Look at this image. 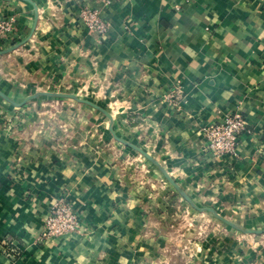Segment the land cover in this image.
I'll use <instances>...</instances> for the list:
<instances>
[{"label":"crops","instance_id":"crops-1","mask_svg":"<svg viewBox=\"0 0 264 264\" xmlns=\"http://www.w3.org/2000/svg\"><path fill=\"white\" fill-rule=\"evenodd\" d=\"M83 3L0 0L15 16L0 44V264H264V232L238 229L264 230V0H116L103 37L80 23ZM35 93L69 122L37 104L24 127L13 115ZM233 110L248 127L229 164L206 155L202 128ZM61 195L80 227L40 239Z\"/></svg>","mask_w":264,"mask_h":264},{"label":"built area","instance_id":"built-area-1","mask_svg":"<svg viewBox=\"0 0 264 264\" xmlns=\"http://www.w3.org/2000/svg\"><path fill=\"white\" fill-rule=\"evenodd\" d=\"M116 0H93L80 5L78 19L88 30L99 36L109 31V22L103 17L106 7ZM15 16L0 17V44L5 42L15 30ZM169 100L179 110L185 101L180 86L175 85ZM248 122L240 110L228 111L219 121H213L202 128L205 152L211 158L231 164L239 158V135L246 131ZM80 227L78 211L65 195L59 196L44 215L40 239L69 237Z\"/></svg>","mask_w":264,"mask_h":264},{"label":"rangeland","instance_id":"rangeland-1","mask_svg":"<svg viewBox=\"0 0 264 264\" xmlns=\"http://www.w3.org/2000/svg\"><path fill=\"white\" fill-rule=\"evenodd\" d=\"M13 43V40L11 41V42H9V45H13L12 44ZM51 91V90H50ZM69 91V90H68ZM67 90H66V92H68ZM78 98H80L79 96H77ZM62 98H65L69 103H71V105H75V103H80L81 104V102H78V101H76L75 99H69L68 100V98H66V97H62ZM59 100H58V98H55V99H44V98H39V100H36V99H30V100H27L25 103H26V105H21V106H19V108L17 109V110H15V111H17V112H15V114L13 115V117L14 118H16V119H18L17 121H19L21 124H24V127L27 125V123H25L24 121L23 122H21L22 120H21V116H23L22 118H24V117H27V116H25V113H29V111L30 110H28L29 109V107L30 106H35V107H37V104H39V105H41V109L42 110H44L45 111V114H41V116L43 117H48V118H50L51 119V121H53L54 122V120H56V122H59L58 123V125L60 124V123H62V121L61 120H63L62 118H61V108L63 107V105L61 104V100L58 102ZM62 101H65V100H62ZM90 101V100H89ZM33 102H35L36 104H33ZM91 102H93V101H91ZM24 103V104H25ZM29 103V104H28ZM70 105V106H71ZM106 105H108V103H106ZM22 107V108H21ZM24 108V109H23ZM38 108V107H37ZM36 109V108H35ZM38 109H40V108H38ZM56 111H58V113H56ZM41 116H40V118H41ZM12 117V118H13ZM42 119V118H41ZM69 122V120L68 119H66V120H63V122ZM14 124H16L15 122H13ZM13 123H11V124H13ZM191 211L190 212H183L182 214H183V219L184 220H187V219H190V217H192V215H191ZM201 213H203V215L201 214ZM182 214H181V218H182ZM194 214L195 215H199V216H196V222H199L200 223V221L201 220H203L204 218H207V217H210V215L211 216H213V217H215L212 213H208V212H205V211H197V212H194ZM201 214V215H200ZM216 218V217H215ZM216 219H218V218H216ZM189 221H191L192 222V220L190 219ZM191 227V226H190ZM192 229V228H191ZM202 229V227L201 228H199V229H196L197 231H199V230H201ZM189 232H191L192 234H193V232H195L194 231V229L193 230H191V231H189Z\"/></svg>","mask_w":264,"mask_h":264},{"label":"water","instance_id":"water-1","mask_svg":"<svg viewBox=\"0 0 264 264\" xmlns=\"http://www.w3.org/2000/svg\"><path fill=\"white\" fill-rule=\"evenodd\" d=\"M19 44H16L14 46H17ZM39 93H35V94H31L29 96H27L23 101L22 103H19V105L25 103L27 100H30V99H34L38 96ZM49 94H53V95H56V96H60V97H70V98H73L75 99L76 101L78 102H82V103H86L100 111H102L109 119H111V115L108 111H106L105 109H103L102 107H100L99 105L89 101V100H86V99H81V98H78L76 97L75 94L73 93H49ZM138 151H140L141 154H143L145 157H147L149 160H151L153 163H155L165 174V176L167 177V179L170 181L171 184H173L177 191L181 194V196H183L184 199H186L193 207L197 208V209H201V208H198L196 207L193 202L191 201V199L182 191V189L177 185V183L163 170V168L160 166V164L151 156L149 155L146 151L138 148V147H135ZM206 210H209L211 211L218 219L222 220L223 222L227 223L228 225L232 226V227H236L231 221L225 219L222 215H220L218 212H216L213 208H205ZM237 228V227H236ZM242 231H245V232H256V233H261V232H264V230H261V231H252V230H248V229H241V228H238Z\"/></svg>","mask_w":264,"mask_h":264}]
</instances>
